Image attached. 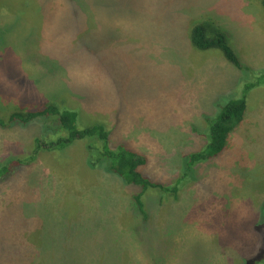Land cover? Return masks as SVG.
<instances>
[{
    "label": "rangeland",
    "instance_id": "374dc122",
    "mask_svg": "<svg viewBox=\"0 0 264 264\" xmlns=\"http://www.w3.org/2000/svg\"><path fill=\"white\" fill-rule=\"evenodd\" d=\"M198 25L222 33L250 70L218 48H194ZM262 72V0H0V120L75 110L78 128L100 124L111 148L145 157L144 176L177 187L89 167L95 137L36 150L35 138L56 137L43 117L0 127V163L23 161L0 181V264H40L32 258L44 244H56L57 264H240L259 244L264 85L246 93L247 115L224 151L179 180L186 155L206 143L204 116Z\"/></svg>",
    "mask_w": 264,
    "mask_h": 264
},
{
    "label": "trees",
    "instance_id": "16d2710c",
    "mask_svg": "<svg viewBox=\"0 0 264 264\" xmlns=\"http://www.w3.org/2000/svg\"><path fill=\"white\" fill-rule=\"evenodd\" d=\"M46 1L48 0H45V3ZM67 3H73V0H67ZM262 4L264 7V0H262ZM190 41L194 48L199 50L218 48L225 59L236 69L244 72L250 70L246 64L242 63L222 33L216 34L214 37H208L205 27L198 25L192 29ZM240 83L241 85L232 95L220 96L219 102L216 105L218 112L215 116H204L206 125L201 134L205 137L206 143L203 149L186 155L183 168H181L182 174L179 183L192 176L191 171L195 163L218 156L224 151L228 136L241 125L247 115L246 93L258 85H264V72L254 73L250 80L245 81L241 79ZM36 117H43V121L45 120L44 122H46L44 123L45 130H56L55 138H48L47 140L35 138L36 150L43 147L48 151H61L77 140L95 137L99 140V146L94 144V142L88 143L86 146L88 151L86 164L89 167L102 168L118 176L125 183L137 184L143 188H159L162 191L176 190V186L169 187L155 182L141 173L140 168L146 163L143 155L123 144L111 148L108 142V131L100 124L83 129L78 128L76 125L77 112L75 110L48 105L41 109L28 111L27 113L13 112L7 120H0V127H11L17 123H26ZM49 120H52V122H48ZM22 163L23 161L19 157L0 163V181L9 178L15 172V166ZM133 199L138 210L143 213L141 194H136ZM252 228L258 235L259 244L256 251L250 256L244 257L240 264H264V201L259 207L258 218L253 222ZM44 245L42 257L38 253L32 258V262L38 260L40 264H57L53 260L56 244Z\"/></svg>",
    "mask_w": 264,
    "mask_h": 264
}]
</instances>
